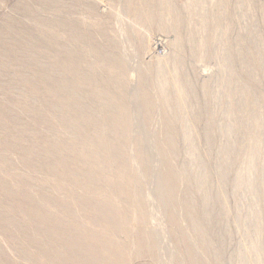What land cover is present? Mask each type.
Returning <instances> with one entry per match:
<instances>
[{"label": "bare ground", "instance_id": "6f19581e", "mask_svg": "<svg viewBox=\"0 0 264 264\" xmlns=\"http://www.w3.org/2000/svg\"><path fill=\"white\" fill-rule=\"evenodd\" d=\"M100 1L110 4L112 13L115 11L114 0ZM127 1L135 18L148 28L140 36L142 53L150 49L151 31L166 29L169 25L164 21L169 18L181 51L185 43H190L192 51L203 48L201 58L209 56L210 45L219 40L217 30L231 3L218 0L219 10L204 13L200 28L207 36L198 38L194 29L184 34L181 27L193 22L197 7L205 0H187L181 8L176 0ZM51 20L34 24L42 31L41 39L34 36L37 42H26L33 37L24 29L19 35L17 24L0 33L4 41L0 45V79H6L12 70L18 80L15 86L3 82L0 91L11 95L19 86L35 100L34 105L27 94L24 96L27 111L32 112V119L25 120L18 110L19 102L8 101L5 94L0 97V228L6 231L7 238L24 247L19 248L21 258L30 256L29 246H38L36 258L31 261L26 257V263L130 264L140 260V264H250L251 251L256 252L258 264L264 263L262 215L235 217L237 227L253 226L255 233L249 244L242 240L229 255L226 253L227 243L234 236L228 222L232 207L224 190L231 167L243 162L246 171L237 172L234 192L247 185L253 195L264 196V99L255 88L256 73L264 66V41L258 42L256 52L246 43L247 35L239 34L236 49L233 43L223 49L230 82L228 93L197 113L210 115L214 123L217 114L211 108L215 104L229 107L232 119L222 128L228 140L221 144L223 156L215 161L214 169L212 153L209 149L202 152V132L193 134L196 126L186 125L190 108L183 102L196 93V88L182 73L179 55L166 60L157 57V72L152 75L153 65L141 67L140 61L141 66H135L128 58L131 53L128 57L119 55V42H99L90 50L82 45L90 43L95 33L79 30L67 18L56 25ZM41 53L51 59L45 60ZM88 55L92 57L89 65L80 63ZM168 61H172V69L167 67ZM240 68H246L245 77L240 75ZM153 86L157 88L154 92L159 90L164 95L159 109L167 125L165 135L148 137L143 134L144 126L149 125L155 113L158 116ZM204 94H212L207 85ZM236 97L243 99L239 102ZM179 122L182 129L178 128ZM211 126L210 134L205 132L208 145L215 136L211 131L216 126ZM63 130L75 138L57 135ZM25 137L28 144L19 146ZM185 148L192 159L188 163L184 153L186 163L181 159L179 163ZM19 165L28 168V176L13 171ZM149 180L153 182L151 189L147 188ZM215 181L223 186L216 192ZM5 199L9 202L3 203ZM262 200L264 206L263 197ZM9 252L0 251L1 264L3 255Z\"/></svg>", "mask_w": 264, "mask_h": 264}, {"label": "rangeland", "instance_id": "374dc122", "mask_svg": "<svg viewBox=\"0 0 264 264\" xmlns=\"http://www.w3.org/2000/svg\"><path fill=\"white\" fill-rule=\"evenodd\" d=\"M114 1L116 2V5H115L116 9L112 13V8H111L110 4H108L105 1L98 2V0H57V1H53V0H0V33L2 34L3 31L4 32L8 31L9 25L17 24L19 26V29H17V31L20 30L18 32L19 35L22 33V30L24 29L23 31H28V33L31 34V36L33 37V38H31V36H30V38L33 39L32 41L25 40L26 42L32 43L35 40H36L35 42H37L38 41L37 39H41L40 37H42V36H40V35H42V33H41L42 31H41V28L35 26L34 24H36L37 22H40V21H42V22L49 21L50 22V20L52 19L51 21H54L52 23H55V25H56L57 22L59 23L63 19L67 18L74 25L78 26L79 30L88 29V31H91V32L96 34V35H94L95 36L94 39L92 41H89L90 43H88V44L92 43L91 45L88 46V44H84V45H82V47L88 48L91 50V47L93 45H95V46L98 45L99 42L101 44H103V43L107 44V43L112 42V41H117L120 43V46H121V47L117 48L118 50L115 49V50H117L116 52L119 55H125L128 57V55L131 53L128 58H130L132 60L131 63L135 64V66H141L142 65L141 67H144V65H148V64L153 65V69L151 71L152 75H155V73L157 72V67H158L156 65L157 57H161L163 60H166V59L172 57L173 55H179L182 62H183L182 63L183 66L181 68L182 73L184 74V76L189 77L192 85L196 88V93L193 95H190L183 102V105H188L187 106L188 109L190 108L189 112H188L190 115L188 114L185 118V120L188 123L186 125L194 124L196 126V129L194 131L195 133L193 132V134H201V132H202V134H201L203 136L202 141L204 142L202 152H205L207 149H209L210 153H212L211 156H213V159H212V160H214L213 168L215 169L217 166L215 161L219 160L223 156V153L220 152V148L228 140V136H227L226 132H224L222 130V128L232 119V117L229 116V112H228L229 107L226 105L219 106V105L215 104L214 107L211 108V112H215V110H216V114H217L216 119H215L216 122H214V123L210 122V115L203 114V115L199 116L198 114H200V112L203 110L201 108L205 107L207 104L216 103L215 101H217L218 98H221V96L223 98L228 93L230 82L228 80V74L225 73V64L227 63V60H226V57L222 54L223 49L226 48L228 46V44H230V43L231 44L233 43L232 46L234 49H236V46H237L236 39L240 35H242V36L247 35L248 36V37L246 36V39H247L246 43L248 42L247 44L252 45V47L255 49L256 52H257L258 42L264 41V0H230V2H231L229 5L230 9L228 8L227 15H222V20H221L220 26L217 30L216 36L219 38V40L215 41L214 43H212L210 45V54H209V56H207L205 58H201V53L203 51V48H199L196 51H192L190 43H185L184 50L181 51L180 46L175 42L176 31H175L174 27L172 26L171 19H169V18H166L164 21V23H167L169 25L166 29L157 28V29L151 31L150 49L148 52L142 53L141 49H140V36L148 31L147 26L145 24L139 22L135 18L134 13L131 11L130 5L128 4L127 0H114ZM174 1L175 0H173V2ZM175 2L174 3L176 5L178 4V7L181 8V5H183L182 7L185 6L187 0H176ZM182 3H184V4H182ZM59 7H62L64 9L59 10ZM219 7L220 6L218 4V0H210V1L205 0V2L202 5L197 7V9H196V11L192 17L193 22L191 24L186 22L182 25V27H181L182 33L187 34L191 29H194L198 38H200L202 36H207L206 33L204 31H202L200 28V23L203 19V15L206 11H211V9L212 10L214 9L213 11L219 10ZM231 18H234L232 24H230ZM228 26H229V29H228ZM227 29L230 30V31H228V34L225 33ZM96 32H101V33L99 34ZM223 33H225V34H223ZM1 34H0V36H1ZM37 35L39 38L37 37ZM229 35H230V37H229ZM13 36L19 37L17 34H14ZM34 36L37 37V39ZM224 36H225V38H224ZM3 42H4L3 39L2 40L0 39V45H2ZM68 42H70V41H68ZM43 44L41 43L42 47H43ZM72 46H77V45L75 43H72ZM42 47H39V49L42 50L43 49ZM0 49H2V48L0 47ZM92 49H93V47H92ZM121 49L123 52L121 51ZM44 50H45V48H44ZM121 52H122V54H121ZM41 54L42 55L44 54V56H42V55L41 56L45 60L51 59V57L47 53H41ZM262 55H263V53H262ZM89 56L90 55H88L87 57H89ZM135 56H137V57H135ZM260 56H261V54H260ZM87 57H85L86 61L82 62L81 61L82 59L79 60L80 63L87 62V64L85 63V65H89L88 62L91 61L90 58H92V57L91 56L89 57L90 60L86 59ZM60 58H62L64 61H68L64 56H60ZM140 61H142L143 64L141 63V65H140ZM238 64H240V63L238 62ZM167 67H169L170 69L173 68L172 61H170L168 63ZM240 71H241L240 75L242 77H245L246 76V74H245L246 68H240ZM11 72H13V71L11 70V71L7 72L8 76H6V79H4V78L0 79V86L2 85L3 82L10 83L12 86L13 85L15 86V84L18 82V80L15 79L14 72L13 73H11ZM170 79H171V77H170ZM204 85H207L209 87L210 91H212V94H210L211 96L209 95V97H208V95L204 94ZM255 88H256V93L258 95H261L264 99V66L261 67L256 73ZM156 89L157 88H155L153 86L152 95L154 97V101L157 103V107H158L157 115L159 117L156 116V113H155L151 117L153 119H151V122L149 123V125L144 126L145 128H144L143 134H146L148 137L155 136V135L163 136V135H165V132H166L165 126L167 125V120L164 119V117L161 115V111L159 109L160 108L159 106L162 104L161 102H163V100H164V95L162 93H160L159 90L154 92V90H156ZM14 90H15V88H14ZM24 91L25 90H23V89L20 90L19 86H18V89H16L11 95H9L7 93L6 94L4 93V94H5V96L7 95L6 97L9 99L8 101L14 102V103L19 102L18 103L19 105H17V106H20V107H18V110L21 111L22 114H24V115H22V117L25 120H30V118L32 119V117H30L29 115H31L32 112L27 111L29 109V106L25 105V104H27L26 103L27 99L29 100L28 97L31 98L30 101L34 105H35V100L31 96H28L29 94H27V92H24ZM156 93L159 95V97ZM1 94L4 96L2 91H0V97L2 98L3 96ZM21 95H22V97H24L26 95L27 99H26V97L21 99L22 98ZM210 97H211V99H210ZM19 99H20V101H19ZM157 99L159 102L157 101ZM205 99H206V101H205ZM215 99H217V100H215ZM242 99H243L242 97L241 98L236 97V100L239 102H241ZM184 103H186V104H184ZM10 104H12V103H10ZM23 104L25 105V107H23L24 106ZM193 107H194V109H193ZM195 108H198V110L195 111ZM23 109H24V112H23ZM25 109L27 112L25 111ZM191 109H193L194 111L193 110L191 111ZM29 112H31V113L29 114ZM25 114H27L28 116ZM191 114H192V116H191ZM239 114L241 115L242 112H240ZM239 114L237 115L238 118L240 116ZM161 116H162V118H161ZM188 116L191 117L192 120L189 121V119H191V118H189ZM202 116H204V117H202ZM157 118H158V121H157ZM187 118H189V119L187 120ZM193 119L196 123H194ZM198 119H199V121H196ZM206 119L208 120V122L206 121ZM162 121H163V123L164 122H166V123H164V125H163ZM184 121H183V124H182V122L178 123V128L180 127L181 124L183 127L185 126L184 124L186 123V121L185 122ZM156 122H157V124H155ZM152 123H154V126L152 125ZM197 124H199V126ZM211 125H213L214 127L216 126L214 128L215 131L214 130L211 131V134H215V136H214V140L212 142V145H208L206 143L205 136H206V134H210L209 128L212 127ZM151 126L153 127L154 133H151L152 132ZM161 126L163 127V130L161 129L162 128ZM182 126L180 127V129L183 128ZM204 126H205V128H204ZM198 128H199V131L197 130ZM138 130H139V128H138ZM161 131H163V132L161 133ZM59 132L58 133L56 132L57 135H61L64 138L66 137L65 139L68 138V140H71V139L75 138V135H73L71 133H69V135H70V137H69L67 135L68 132L65 133L64 130H63V133H62V131H59ZM148 132L151 134H149ZM205 132H207V133L205 134ZM159 133H160V135H159ZM179 133L182 134L181 131ZM71 135H73L74 137L72 136L73 137L72 138ZM236 135H238V134H236ZM41 136L44 137V135H41ZM28 138H31V136ZM262 138H263V142H264V134L262 135ZM26 139L27 138L25 137L24 140H20L19 146L22 147L23 145L28 144V141L25 142ZM41 139H42V137L38 138L39 141H41ZM29 142L31 144L33 142V140H29ZM187 149L186 148H185V150L183 149L184 152L182 151V153H181V156L178 160L179 163H181L180 159L182 160V162H185V163H186L187 159H188L187 160L188 163L192 159L190 157L191 154L189 155L190 151ZM184 153H186V155ZM183 154L186 156L185 157L186 160L184 159ZM243 164H244L243 162L242 163L238 162V163H235L231 167L232 169H231V172H230L229 177H228L229 181L226 184L227 186L226 185L224 186V190L226 191V193L228 192L227 193L228 194V204L230 205V207H232L231 208L232 214L228 218V222H229L230 226L232 227V231H233L232 236H234L227 243V246L230 243L229 249L227 246L225 247V251H226V249H228L226 252L228 255L230 254L229 251H233L235 249L234 247L240 241L242 242V240H243L244 243L249 244L251 242V239H252L254 233H255V231L253 230V228H254L253 226H250L251 230L249 228H247V226H245V225H243L241 227H237L235 224V217L237 215L247 216L250 218L251 217L253 218L255 216L258 217L261 215L264 217V209H263L264 206H262L263 205L262 204V202H263L262 197L264 198L263 195H253L251 193V191H249L247 185L244 188V190H242L238 193H235L233 190V183H234L233 181L236 178L237 172L241 171V172L245 173V171H246L244 168L245 164L244 165ZM240 165H241V167H240ZM19 167H20V169H19ZM16 168H18V169H16ZM21 168H23V166L19 165V166L15 167L13 169V171L16 172V174H17V171L21 172L20 175L23 174L22 176H24V177L28 176V174H29L27 172L28 168L24 167L23 168L24 170ZM23 172L25 173L26 176L24 175ZM214 179H215V177H214ZM149 182L150 183L148 184L147 188L150 187V189H151L153 187V182L150 180H149ZM216 182L217 181H215V183H214V188H213L214 192H216V190L219 191L223 187L218 182L217 183ZM183 185L184 184H181L182 189L185 188ZM5 200L3 203L9 202L8 199H5ZM260 207H261V209H260ZM216 209H218V207ZM261 210L263 211V213ZM261 226L263 227L262 228L263 231L261 233L263 235V238H262V247H263L264 246V224H262ZM1 234H3V236H2V238L0 236V238H1L0 239V247H1L0 251L6 250L7 252H9L8 249L11 250L9 252L11 254H9L7 256L3 255L2 258L4 260H3L2 264H4V263L5 264H7V263L17 264L18 262H20L21 264H28V262L26 263V261H28L27 258L28 257H29V259L31 258V261H32L33 259L36 258V255H35L36 251L37 250L40 251L38 246H29L28 250H30V252H31L30 256L28 255V256L21 258L20 249L22 250V249H24V247L19 245L15 240L7 238L6 237L7 236L6 231L2 228H0V235ZM5 239H8V241L7 240L5 241ZM238 239H240V240H238ZM7 247H12V249L11 248L7 249ZM14 247L16 249H19V248L20 249L14 251L15 250ZM31 249H32V251H31ZM168 250H171V249L170 248L167 249V253L169 252ZM17 251H18V253H17ZM32 252L34 254H32ZM251 252L249 254L250 259H251L250 264H258L256 262V252L255 251H251ZM12 253L14 254V256H12L13 255ZM12 257L14 260H16L15 262H13L14 260H12ZM16 257H18V259L20 258L19 260H21V261H18V259ZM7 259L8 260L10 259V260L8 261ZM20 263H18V264H20ZM38 264H41V263H38ZM130 264H140V260H133L132 262H130ZM260 264H264V263L261 262Z\"/></svg>", "mask_w": 264, "mask_h": 264}]
</instances>
